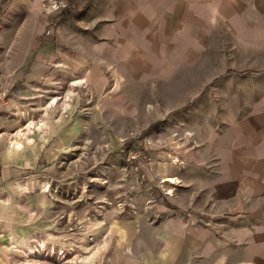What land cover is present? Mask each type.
<instances>
[{"label": "rangeland", "instance_id": "374dc122", "mask_svg": "<svg viewBox=\"0 0 264 264\" xmlns=\"http://www.w3.org/2000/svg\"><path fill=\"white\" fill-rule=\"evenodd\" d=\"M164 3L0 0V86L8 99L17 87L13 75L24 72L34 60L31 51L55 40L56 32L69 50L70 43L76 48L86 43L87 73L94 61L106 59L101 53L107 47L119 48L118 61H133L140 71L126 79L111 64L104 69V85L55 80V89L37 90L25 105L29 113L7 112L4 119L20 120L0 136L5 146L31 118L30 143L56 148L44 149L37 163L12 177L0 174V264H117L114 254L122 252L116 248L127 220L157 226L187 217L188 211L205 216L228 211L211 189L217 165L207 160L214 154L207 144L213 136L193 132L209 123L219 140L243 118H262L259 108L253 110L264 104V33L250 25L238 30L236 17L226 24L219 14H204L196 30H177L174 9L164 10ZM247 19L255 22L252 15ZM175 45L183 48L185 62L144 64L159 52L170 55ZM78 118L77 137L60 147L64 129L51 123ZM184 152L189 155H177ZM176 172L180 179L165 181ZM207 197L211 207L193 208L195 200ZM217 224L216 232L223 226ZM28 246L39 247L44 257L24 255ZM53 249L55 256L48 257Z\"/></svg>", "mask_w": 264, "mask_h": 264}, {"label": "crops", "instance_id": "0c3cea01", "mask_svg": "<svg viewBox=\"0 0 264 264\" xmlns=\"http://www.w3.org/2000/svg\"><path fill=\"white\" fill-rule=\"evenodd\" d=\"M162 7L164 10L174 9L171 14L175 27H180L177 30H196L204 14H219L227 17L226 24L230 22V18L236 17L238 30L247 31V26L250 25L252 27L249 28L254 31L264 33V0H167ZM204 10L207 12L203 13ZM248 15L254 16L255 22L248 23ZM164 34L166 35L165 31ZM54 35L55 40L46 39L41 46L31 51L34 60L28 62L30 64L24 67V72H16L13 75L17 87L13 90L15 93L12 97L8 99L7 92L6 99L0 103V124L7 120L4 119L7 112L17 114V117L19 110L23 114L29 113L27 109L30 108L25 105L31 104L33 97L39 95L37 90L55 89V80L88 79L104 85L105 81H108L104 69L111 64L116 68L112 69V72L116 71L126 76V79H129L128 74L140 72L133 61H118L119 48L107 47L101 53L106 59L101 62L94 61L95 65L93 64L91 71L87 73L86 43H78L77 48L74 43H70L69 50V45L65 47L59 38L61 33L56 32ZM180 47L175 45L170 55L165 56L162 51L152 60L148 58L143 62L145 65L171 66L185 62V57L182 56L183 48ZM74 51L77 52L75 57L71 55ZM78 91H81L80 87ZM257 108L262 112L260 120H251L253 115L247 116L236 122L226 133H222L219 140L216 138L218 133L209 123L200 132H193L196 137L213 136L207 144V148L214 152L213 157L207 160L212 159V164L217 165L214 168L217 173L210 174L211 189L222 199L218 201L219 207L229 208L228 211L206 216L188 211L187 217L165 221L157 226H150L140 219L127 220L126 225L120 229V240L116 248V252L126 253L114 254L117 264H264V104L255 105L253 112L259 111ZM18 121L12 117L8 119L0 136H6V132L14 129ZM80 124L81 118L51 123L52 127L64 129L57 144L60 147L71 145L77 137L76 129ZM22 140V149L14 150L7 149L5 142H0L1 177H12L18 169L31 168L37 163L44 149L55 151L56 148L46 149L40 140L34 144L27 139ZM177 155L185 157L189 154L184 152ZM197 155L201 156L199 153ZM191 156L198 160L194 154ZM173 177L172 181H165L171 184L180 179L177 172ZM239 192L245 196V201ZM202 204L211 207L207 197L202 203L195 200L193 208L196 209ZM216 222L217 225H223L220 227L221 231L216 232Z\"/></svg>", "mask_w": 264, "mask_h": 264}, {"label": "bare ground", "instance_id": "6f19581e", "mask_svg": "<svg viewBox=\"0 0 264 264\" xmlns=\"http://www.w3.org/2000/svg\"><path fill=\"white\" fill-rule=\"evenodd\" d=\"M55 100V99H52ZM25 129H18L15 132L11 133V135L9 136L8 140H7V149H22L23 147V140L22 139H27L28 141H32V137H30L29 132H32L33 130L31 129L32 123L33 121L31 120V118H26L25 120ZM46 126V123H45ZM169 181H172L173 178H168ZM42 244V243H41ZM18 246V245H17ZM15 246V247H17ZM20 248L19 246L17 247V249ZM24 252V255L26 256H30L32 258L37 259L38 257H41L44 255V253H41L39 247L37 248L36 246H28L27 249H23L21 250ZM61 251V250H60ZM62 252V251H61ZM56 254L55 250H51L50 253L48 254V257H54Z\"/></svg>", "mask_w": 264, "mask_h": 264}, {"label": "built area", "instance_id": "2783aa9c", "mask_svg": "<svg viewBox=\"0 0 264 264\" xmlns=\"http://www.w3.org/2000/svg\"><path fill=\"white\" fill-rule=\"evenodd\" d=\"M6 95H7V91L6 90L4 91L2 87L0 86V103L6 99Z\"/></svg>", "mask_w": 264, "mask_h": 264}]
</instances>
